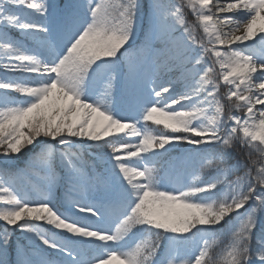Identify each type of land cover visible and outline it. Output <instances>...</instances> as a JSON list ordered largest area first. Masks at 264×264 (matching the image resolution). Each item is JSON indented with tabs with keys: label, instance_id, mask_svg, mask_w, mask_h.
<instances>
[{
	"label": "snow or ice",
	"instance_id": "6c2138e0",
	"mask_svg": "<svg viewBox=\"0 0 264 264\" xmlns=\"http://www.w3.org/2000/svg\"><path fill=\"white\" fill-rule=\"evenodd\" d=\"M0 264H264V0H0Z\"/></svg>",
	"mask_w": 264,
	"mask_h": 264
},
{
	"label": "rangeland",
	"instance_id": "374dc122",
	"mask_svg": "<svg viewBox=\"0 0 264 264\" xmlns=\"http://www.w3.org/2000/svg\"><path fill=\"white\" fill-rule=\"evenodd\" d=\"M177 2H179V1L177 0ZM186 14H187V19H188V21L191 23V22L193 21V17L191 16L190 13H187V12H186Z\"/></svg>",
	"mask_w": 264,
	"mask_h": 264
},
{
	"label": "trees",
	"instance_id": "16d2710c",
	"mask_svg": "<svg viewBox=\"0 0 264 264\" xmlns=\"http://www.w3.org/2000/svg\"><path fill=\"white\" fill-rule=\"evenodd\" d=\"M25 159H26V157H25ZM22 164H23V161H21V166H22ZM61 196H62V193H61ZM14 240H15V237H14Z\"/></svg>",
	"mask_w": 264,
	"mask_h": 264
}]
</instances>
